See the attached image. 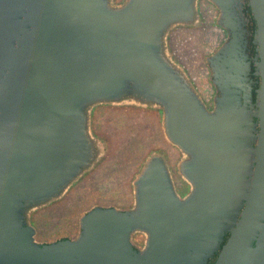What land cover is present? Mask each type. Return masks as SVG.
Instances as JSON below:
<instances>
[{
    "label": "water",
    "instance_id": "water-1",
    "mask_svg": "<svg viewBox=\"0 0 264 264\" xmlns=\"http://www.w3.org/2000/svg\"><path fill=\"white\" fill-rule=\"evenodd\" d=\"M206 1L227 33L205 59L210 108L167 43L198 24L199 0H0V264H205L218 249L213 264H264V0H249L246 18L237 0ZM99 105L159 110L189 191L180 198L166 158L152 154L129 210L95 207L75 241L42 246L27 215L100 159L89 130ZM131 232L146 236L143 254Z\"/></svg>",
    "mask_w": 264,
    "mask_h": 264
},
{
    "label": "rangeland",
    "instance_id": "rangeland-1",
    "mask_svg": "<svg viewBox=\"0 0 264 264\" xmlns=\"http://www.w3.org/2000/svg\"><path fill=\"white\" fill-rule=\"evenodd\" d=\"M122 1L113 0L114 4ZM205 6H199L201 21L197 25L175 27L167 43L169 53L181 63L186 75L194 79L206 104L211 105L215 92L209 84L205 59L221 45L224 34L214 27V14L208 16ZM89 130L101 146V157L62 197L32 213V223L39 231L38 239H45V234L55 228L77 223L94 207H132V183L152 154L169 158L177 189H182V179L177 173L181 154L166 142L159 110L133 105H99L91 111Z\"/></svg>",
    "mask_w": 264,
    "mask_h": 264
},
{
    "label": "flooded vegetation",
    "instance_id": "flooded-vegetation-1",
    "mask_svg": "<svg viewBox=\"0 0 264 264\" xmlns=\"http://www.w3.org/2000/svg\"><path fill=\"white\" fill-rule=\"evenodd\" d=\"M248 3H249V0H237L236 2V5H237V8L235 9L236 11V14L238 16H242L243 17H248ZM200 5H206L205 6V12L208 16H212L214 14V27L217 28L219 31H221L223 34H224V41L221 43L224 44L226 41H227V33L225 30H223L221 27L217 26L216 22H217V17H218V11L216 10V8L214 6H212L210 3H208L206 0H199L198 2V17H199V22L201 21V16H200V11H199V6ZM208 7V9H207ZM251 27V29H250ZM254 27H255V24L253 21H250V22H247L244 26H243V31H244V35L246 37V39L248 40V44H247V49L249 51H247V56L252 60V58L255 56V52H254V49H255V46H252L251 45V35H252V31H254ZM220 45V46H221ZM219 46V47H220ZM218 47V48H219ZM217 48V49H218ZM216 49V50H217ZM215 50V51H216ZM215 51L213 53H215ZM212 55V54H211ZM172 59L173 61L184 71V68L183 66L181 65V63L176 59L174 58V55L172 56ZM206 64V62H205ZM207 68H208V71H209V67L208 65L206 64ZM186 74V73H185ZM209 75H210V71H209ZM192 88L195 90V92L198 94V96L200 97L201 101L203 102V104L205 105L206 108H210L212 106V102H213V99H214V96L216 94V91H215V88L213 87V85L211 84V80L209 79V84L212 86V88L214 89V96L211 98V105H207L206 102L204 101V98L201 96V93L200 91L197 89L196 85H195V82H194V79L188 77V75H186ZM250 80H252L254 83L252 84V87H253V95H254V91L258 88L259 86V78L258 77H249ZM163 155V154H162ZM165 157V156H164ZM166 158V157H165ZM167 160V163H168V168H169V171L171 173V176H172V179H173V183H174V187H175V191L177 193V195L180 197V198H183L189 191V187L187 186V184L182 180V189L181 190H178L177 189V184H176V181L174 179V174H173V171L172 169L170 168V164H169V158H166ZM52 202H55V201H52ZM50 202V203H52ZM49 203V204H50ZM48 205V204H47ZM44 207V206H43ZM42 208V207H40ZM95 208V207H94ZM131 208V207H130ZM129 207L128 208H119L120 210L122 211H127L130 209ZM39 209V208H38ZM93 209V208H92ZM91 209V210H92ZM37 210V209H36ZM34 210V211H36ZM34 211H31L28 215H27V224L29 225V227L33 230L34 232V240L41 244L42 246H45V245H49V244H52V243H57V242H72V241H75L79 232H80V225H79V220L77 223H69L67 225H64L63 228H55L53 229L49 234H45V239H38V235H39V231L38 229L36 228V225H34L32 223V213ZM90 211V210H89ZM45 220H48V217L47 219ZM45 225H48V224H44ZM51 226V225H49ZM229 237V234H226L223 238V241L221 243V246L223 244H225V242L227 241ZM129 243L131 245V248L133 251L136 252V254H143L144 253V250L146 248V236L143 234V233H140V232H131L130 233V236H129ZM221 250L218 249L217 251L213 252V254L206 260L205 264H213L215 263V261L217 260L219 254H220ZM106 264H113V263H106Z\"/></svg>",
    "mask_w": 264,
    "mask_h": 264
},
{
    "label": "trees",
    "instance_id": "trees-1",
    "mask_svg": "<svg viewBox=\"0 0 264 264\" xmlns=\"http://www.w3.org/2000/svg\"><path fill=\"white\" fill-rule=\"evenodd\" d=\"M250 29H251V27H250Z\"/></svg>",
    "mask_w": 264,
    "mask_h": 264
}]
</instances>
